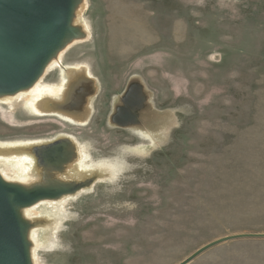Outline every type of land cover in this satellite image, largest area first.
Segmentation results:
<instances>
[{
	"label": "rangeland",
	"instance_id": "1",
	"mask_svg": "<svg viewBox=\"0 0 264 264\" xmlns=\"http://www.w3.org/2000/svg\"><path fill=\"white\" fill-rule=\"evenodd\" d=\"M78 22L83 38L0 95V148L76 149L63 171L33 169L72 185L25 206L32 264H179L264 234V0H84ZM79 75L91 91L73 111ZM25 162L0 150L11 181ZM187 264H264V238Z\"/></svg>",
	"mask_w": 264,
	"mask_h": 264
},
{
	"label": "water",
	"instance_id": "2",
	"mask_svg": "<svg viewBox=\"0 0 264 264\" xmlns=\"http://www.w3.org/2000/svg\"><path fill=\"white\" fill-rule=\"evenodd\" d=\"M71 4L72 0H0V95L14 93L37 80L67 31ZM35 193L0 182V264H29L13 204L28 205ZM239 238H264V234L218 238L179 264H187L207 249Z\"/></svg>",
	"mask_w": 264,
	"mask_h": 264
},
{
	"label": "bare ground",
	"instance_id": "3",
	"mask_svg": "<svg viewBox=\"0 0 264 264\" xmlns=\"http://www.w3.org/2000/svg\"><path fill=\"white\" fill-rule=\"evenodd\" d=\"M84 4V0H72L71 4V11H70V17L67 25V31L64 34V37L62 38L61 42H59V46L55 47L53 53L48 58L49 62L56 59L58 55L70 44H72L73 41L83 38L86 34L84 33L82 25L78 22V16L81 13L82 6ZM47 60V62H48ZM51 60V61H50ZM46 62V63H47ZM47 63V65L49 64ZM45 63V64H46ZM46 65V66H47ZM89 80L87 77L84 76H78L76 80L73 82H78V85H75L71 83L70 91L67 92V95H65L62 101L63 104H67L69 106L70 110H73L72 107L76 110H79L78 105L80 106L81 102L86 97V93L91 91L88 87V83L85 80ZM22 90V89H20ZM46 95H55L58 96L60 93V89L53 88L48 91H46ZM63 90L61 92V95L59 97H62ZM2 94V93H0ZM40 95V94H39ZM39 97V96H38ZM37 97V98H38ZM60 99V101H61ZM36 101L32 102V107L35 106ZM74 111V110H73ZM17 148V150H16ZM20 149V150H19ZM65 149H67L65 151ZM2 150L3 154L5 156H9L11 158H20V160H25L27 164H25L27 167L25 168V175L26 176L21 181H11L10 179L4 177L0 174V182L3 185L6 186H17L23 191H30L32 188L37 191H35L36 195L33 197L32 202H36L39 199L37 198L40 194H44L46 198L49 196H58L60 193L67 191L68 189H71V183L65 181H59V183H53L50 181L52 179L51 176H43L42 174L37 175L35 171L33 170L35 167L41 169H52L57 171H63L62 166L63 164L58 163L62 160L63 154L62 153H69V156L71 158L76 156V149L75 145L69 141L68 139H62L59 141H56L51 144H47L44 146H39L36 148H33L32 150H23V148H19L16 146H10L7 145L5 148H0ZM27 151V152H26ZM45 152V153H44ZM67 162V161H64ZM34 164V165H33ZM34 166V167H33ZM35 168V169H36ZM51 178V179H49ZM53 180V179H52ZM12 195L9 194V198H11ZM38 199V200H37ZM44 199V198H43ZM41 200V199H40ZM26 205L23 204H13V209L15 211V214L17 216V219L19 221V224L21 225V231L23 234V239L25 241V248L27 250V256L29 258V264H31V255H30V249L27 245V238L25 236V228L22 223H24L23 220V214L26 213L25 207Z\"/></svg>",
	"mask_w": 264,
	"mask_h": 264
},
{
	"label": "flooded vegetation",
	"instance_id": "4",
	"mask_svg": "<svg viewBox=\"0 0 264 264\" xmlns=\"http://www.w3.org/2000/svg\"><path fill=\"white\" fill-rule=\"evenodd\" d=\"M139 96H140V94H139ZM139 96L136 98V99H138L139 98ZM127 103H128V106H129V108H131V109H133L134 111L136 110V111H140L142 108H143V104H141L142 102L140 101L139 102V100H138V102H135L134 101V99H133V97L131 98H127ZM133 115H134V113H133ZM131 118V120L130 121H134V119H135V117H130ZM64 139H66V138H64ZM62 140V139H61ZM59 141V140H58ZM67 149H65V151H66ZM45 153V152H44ZM63 154V158H62V160L60 161V162H58V163H61V164H65V162L64 161H67L69 158H70V156H69V153H62Z\"/></svg>",
	"mask_w": 264,
	"mask_h": 264
}]
</instances>
